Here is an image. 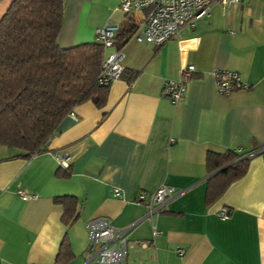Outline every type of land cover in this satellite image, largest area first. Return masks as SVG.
Instances as JSON below:
<instances>
[{
  "label": "crops",
  "instance_id": "0c3cea01",
  "mask_svg": "<svg viewBox=\"0 0 264 264\" xmlns=\"http://www.w3.org/2000/svg\"><path fill=\"white\" fill-rule=\"evenodd\" d=\"M11 1L0 0V19ZM118 2L63 0L57 43L93 42L108 20L130 23ZM121 48L125 71L106 85L103 106L75 105L33 156L0 145V264H90L86 223L100 216L125 231L124 264H264V0L214 3L160 46L131 36ZM188 65L185 94L173 103L163 83ZM217 70L237 72L249 89L219 94ZM227 149L255 154L207 203V152ZM59 150L72 156L64 177L56 175L65 171L53 155ZM161 184L175 196L148 213L137 195ZM62 195L77 198L69 224L53 200Z\"/></svg>",
  "mask_w": 264,
  "mask_h": 264
},
{
  "label": "trees",
  "instance_id": "16d2710c",
  "mask_svg": "<svg viewBox=\"0 0 264 264\" xmlns=\"http://www.w3.org/2000/svg\"><path fill=\"white\" fill-rule=\"evenodd\" d=\"M120 25L114 44L121 48L136 25ZM63 19V0H12L0 19V145L31 156L52 137L61 119L77 104L91 100L101 107L107 86L98 82L104 54L96 40L62 47L57 35ZM257 152V151H256ZM255 151H208L205 199L215 201L233 180L241 177ZM57 171V176H66ZM65 224L75 219L77 198L56 196ZM67 249L63 241L59 255Z\"/></svg>",
  "mask_w": 264,
  "mask_h": 264
},
{
  "label": "built area",
  "instance_id": "2783aa9c",
  "mask_svg": "<svg viewBox=\"0 0 264 264\" xmlns=\"http://www.w3.org/2000/svg\"><path fill=\"white\" fill-rule=\"evenodd\" d=\"M243 0H119L118 10L124 15L135 18L136 25L133 39L137 42H145L160 46L175 37L182 27L195 26L200 17L208 15L214 3L231 5ZM136 18L137 16H139ZM120 24L108 20L104 26L95 30V40L99 42L104 50L111 49L104 55L101 63L98 82L108 85L113 80L122 77L125 67L123 64L124 52L114 44V39ZM194 66L188 65L180 70L178 79H168L163 83L162 93L173 103L182 99L186 90V82ZM217 92L221 95H230L236 90H247L249 85L243 82L239 74L230 70H217L214 73ZM40 151V150H39ZM36 151L31 156L37 154ZM61 168H67L72 156L65 150L53 153ZM113 195H120L119 188L113 189ZM22 198H27L23 191H18ZM175 196L173 187L161 184L157 189L147 195L141 191L137 195V203L147 207L148 213L160 212L167 202ZM220 215L226 217L228 209L220 210ZM88 232L87 263L90 264H124L127 259L128 245L125 231L113 225L109 219L100 216L90 219L86 223ZM159 230L153 226L152 234L156 235ZM149 241H142L146 246ZM182 253V250L180 251Z\"/></svg>",
  "mask_w": 264,
  "mask_h": 264
},
{
  "label": "water",
  "instance_id": "95a60500",
  "mask_svg": "<svg viewBox=\"0 0 264 264\" xmlns=\"http://www.w3.org/2000/svg\"><path fill=\"white\" fill-rule=\"evenodd\" d=\"M227 166H228V165H226V166H224V167H222V168H220V169L214 171V172H213L212 174H210L209 176H211V175H213V174H216V173L222 171V170L225 169Z\"/></svg>",
  "mask_w": 264,
  "mask_h": 264
}]
</instances>
